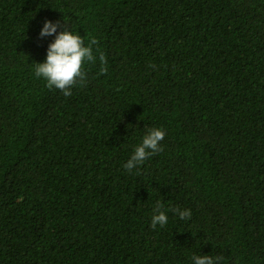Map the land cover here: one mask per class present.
Listing matches in <instances>:
<instances>
[{
	"label": "trees",
	"instance_id": "16d2710c",
	"mask_svg": "<svg viewBox=\"0 0 264 264\" xmlns=\"http://www.w3.org/2000/svg\"><path fill=\"white\" fill-rule=\"evenodd\" d=\"M47 20L97 39L107 73L48 89ZM153 127L163 150L127 171ZM204 254L264 264V0H0V264Z\"/></svg>",
	"mask_w": 264,
	"mask_h": 264
},
{
	"label": "clouds",
	"instance_id": "9594fccd",
	"mask_svg": "<svg viewBox=\"0 0 264 264\" xmlns=\"http://www.w3.org/2000/svg\"><path fill=\"white\" fill-rule=\"evenodd\" d=\"M60 27L59 22L52 20L45 21L41 29L40 36H51L55 34V39L50 43L47 56L44 62H36L34 73L37 78L46 82L48 89L60 90L64 96H71L72 89L77 86H84L87 80V73L84 70L85 63L94 64L99 60L101 64L100 73L108 71L106 54L100 50L99 41L90 39L87 44L79 32L69 30L65 27L57 34ZM95 46V48H94ZM150 67H153L150 65ZM166 135L165 129L161 127L149 128L124 164V168L132 172L141 166L147 159L162 151L161 141ZM175 212L180 219L190 220L192 212L190 209H169ZM168 223V215L164 210V204L157 202L151 217V227L153 229L165 226ZM222 257H212L209 255H193L194 264H218Z\"/></svg>",
	"mask_w": 264,
	"mask_h": 264
}]
</instances>
